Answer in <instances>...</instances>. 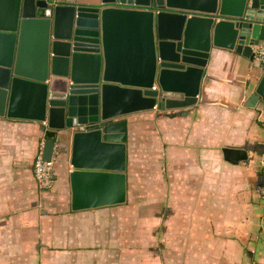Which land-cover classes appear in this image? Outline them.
I'll list each match as a JSON object with an SVG mask.
<instances>
[{
    "label": "water",
    "instance_id": "obj_1",
    "mask_svg": "<svg viewBox=\"0 0 264 264\" xmlns=\"http://www.w3.org/2000/svg\"><path fill=\"white\" fill-rule=\"evenodd\" d=\"M263 40L264 0H0V117L40 123L46 161L69 153L72 210L123 204L127 115L196 105L213 48L261 69L245 106L264 126Z\"/></svg>",
    "mask_w": 264,
    "mask_h": 264
},
{
    "label": "crops",
    "instance_id": "obj_2",
    "mask_svg": "<svg viewBox=\"0 0 264 264\" xmlns=\"http://www.w3.org/2000/svg\"><path fill=\"white\" fill-rule=\"evenodd\" d=\"M260 76L249 59L213 48L196 105L127 115L128 194L140 187L130 171L133 157L144 144L155 154L162 134L168 171L161 221L169 243L186 250L173 259L170 251L161 264H264V202L256 193L264 183V126L259 111L245 106ZM41 127L0 117V264H154L152 255L140 257L132 248L133 239L107 225L121 204L72 210L69 153L54 154L52 189L38 187L33 165L46 140ZM225 148L245 150L247 159L233 163ZM170 212L179 220L173 223ZM174 225L178 237L169 234Z\"/></svg>",
    "mask_w": 264,
    "mask_h": 264
},
{
    "label": "rangeland",
    "instance_id": "obj_3",
    "mask_svg": "<svg viewBox=\"0 0 264 264\" xmlns=\"http://www.w3.org/2000/svg\"><path fill=\"white\" fill-rule=\"evenodd\" d=\"M155 145V154L153 151H149L150 146L144 144L139 153H136L133 157L132 161L135 159L138 162H131L130 171H133V175H137V181L134 180V184H139V192L136 195L133 193L127 195V201L116 208L115 219L107 220V225L116 226L119 234L126 240L128 238L133 239V246L125 242L121 246L128 245V248L132 246V248L138 249L140 257L150 254L154 257V264H161L163 256L170 251L171 259H173L178 256L179 251L184 252L186 249L184 245L180 246L177 243H171V241L169 243L165 236L166 233L161 219L163 209L167 204L164 203L166 201L164 200L166 199L164 191L167 183L165 176L168 170L164 162L162 134L156 136ZM131 204H134V206H130ZM170 214H172V222L178 219L177 212H170ZM175 224H178V222ZM169 234L172 237H178V227L171 226ZM197 234L200 233L197 232Z\"/></svg>",
    "mask_w": 264,
    "mask_h": 264
},
{
    "label": "built area",
    "instance_id": "obj_4",
    "mask_svg": "<svg viewBox=\"0 0 264 264\" xmlns=\"http://www.w3.org/2000/svg\"><path fill=\"white\" fill-rule=\"evenodd\" d=\"M58 1L62 3L73 2V0H58ZM255 59L258 60L262 65H264V40L255 47ZM44 142L45 141H42L41 147L36 154L33 169L38 187L42 191H48L53 187L55 182L56 162L54 158L51 159L50 161H46L44 159ZM262 166L264 169V155L262 157ZM256 193L257 196L264 202V183L257 187Z\"/></svg>",
    "mask_w": 264,
    "mask_h": 264
},
{
    "label": "trees",
    "instance_id": "obj_5",
    "mask_svg": "<svg viewBox=\"0 0 264 264\" xmlns=\"http://www.w3.org/2000/svg\"><path fill=\"white\" fill-rule=\"evenodd\" d=\"M129 186V185H128ZM127 193H128V190H127ZM128 195V194H127Z\"/></svg>",
    "mask_w": 264,
    "mask_h": 264
}]
</instances>
